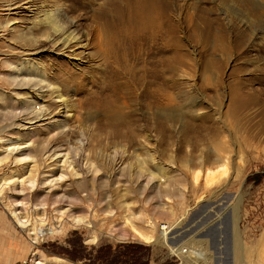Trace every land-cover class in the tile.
Instances as JSON below:
<instances>
[{"label":"rangeland","instance_id":"obj_1","mask_svg":"<svg viewBox=\"0 0 264 264\" xmlns=\"http://www.w3.org/2000/svg\"><path fill=\"white\" fill-rule=\"evenodd\" d=\"M133 1L0 0V64L34 58L53 85L72 101V114L65 118L60 100L46 89L40 90L44 96L40 101L53 116L49 120L45 117L42 123L23 122L27 129L18 130L13 124L20 120L15 121L10 112L19 114L24 98L36 99L37 94L28 95V88L13 89L0 82V158L10 155L6 140L31 139L41 147L45 144V150L52 147L64 151L68 147L78 167L85 166L88 158L98 171L94 182L93 174L85 175L87 191L84 186H75L81 180L72 177L54 193L58 197L76 189L73 203L83 198L86 206L79 205L67 215L90 214L95 226L72 227L64 223V217V233L47 235L36 247L8 209L13 199L10 186H4L0 194V210L24 236L21 238L27 252L39 248L40 257L46 259L60 258L71 264H204L183 261L166 247L145 243L131 232L124 217L136 214L141 219H155L160 228L168 222L172 225L171 246L183 250L194 246L191 237L196 240L216 226L221 233L223 221L230 233L232 206L239 201L238 226L246 254L238 264H264V106L262 102L247 103L237 109L234 101L246 97V86L251 84L247 80L257 74L258 68L264 69L258 52L264 45V0H168L166 19H157L151 28L138 34L152 35L158 52L140 62L124 54L125 40L137 39L136 30L129 34V4ZM16 2H21V9L3 10L4 5ZM38 8L59 9L72 23L70 30L80 43L62 49L44 38L35 45L24 41L23 34L35 32L26 29L31 27ZM24 49L38 50L25 54ZM146 49H141L142 53ZM149 61L164 70V80L154 86L136 76L150 68ZM9 70L0 65V77ZM113 74L117 78L112 86L115 91L108 94L101 87ZM252 89H264V85L252 84ZM62 119H66V129L61 133L57 127ZM221 149H226L232 160L227 183L200 188L192 170L203 160L214 162L217 155H223ZM45 150L38 152L39 162H32L26 169L13 163L12 156L0 164V189L7 177L28 178L35 167L36 187L29 199L25 196L33 205L29 214L48 226H58L61 221L55 206L45 208L40 204L53 193L44 181L49 177L45 167L54 164L56 157L48 160L52 153L45 154ZM103 165L111 170L103 169ZM26 186L29 188V183ZM167 189L174 204L164 196ZM172 204L174 217L161 213L160 209ZM65 205L63 210L69 208ZM17 211L26 219L25 208ZM167 212L170 214L169 209ZM221 212L225 219L218 221ZM202 219L208 220L206 225H201ZM137 226L143 229L145 224L137 220ZM94 235L99 237L96 242L91 241ZM213 244L210 239L204 244L212 264H229L222 239L218 250Z\"/></svg>","mask_w":264,"mask_h":264},{"label":"bare ground","instance_id":"obj_2","mask_svg":"<svg viewBox=\"0 0 264 264\" xmlns=\"http://www.w3.org/2000/svg\"><path fill=\"white\" fill-rule=\"evenodd\" d=\"M20 3L21 2H18V3L16 2L14 4L8 3L4 5L2 8L5 11L18 10L22 8V6H20ZM28 4H31V3H28ZM168 5H169L168 0H134L133 2L129 4V8H130L129 11L131 13V20H130L131 28H130L129 34H131L132 36L133 30H136L137 39L128 36L129 38L125 40L126 42L124 41L126 43L124 54L130 55V58L132 56L134 60L139 61L142 59L148 60L150 58H153V56L156 53H158L154 48V45L156 44L157 41H151L152 35L148 36L147 33H144L140 36L138 34L151 28L152 25L156 23L157 19L160 21L165 20L167 16L166 13H167ZM32 7L34 6H31L30 8H27V9L30 10L32 9ZM36 12H37L35 13L36 17H34L30 25L31 27L26 29L28 31L35 29V32H29V34H23L21 38H23L24 41H28L31 43V45H35L41 40V38H44L45 40L49 41L50 43L54 45H58V44L61 45L60 47L62 49L72 48V46L75 47L80 43L78 36H76V34L70 30L73 26L72 23L69 22L68 17L63 16L61 14L59 9L50 8L47 10H39L38 8ZM261 19L260 17H258L257 22L261 23ZM250 24H251V27L253 28L254 24L252 23V21L250 22ZM140 43H141L140 48L142 50L143 48L147 46L145 54L142 53L141 49L139 48ZM137 47L138 49H136ZM36 50L38 49H34V50L24 49L23 52L25 54L27 53L30 54L32 51H36ZM258 52H259L260 59L264 60V45L261 47H258ZM149 62H150L149 64L150 68L147 69L146 71H143L142 76H141L142 73L140 74L139 72H137L139 73V76L137 74L136 76L139 77L140 79H143L144 81H148L149 86L150 84L154 86L158 84L159 81L164 80V70L162 71L159 68L158 64L151 63L152 61H149ZM3 64H0L2 68L3 66H5L6 68H9L10 70L4 73V76L0 77V82H2L5 85L11 86L13 89L28 88L26 89L27 91H29L28 95H30V93H32L33 95L34 93L37 94L36 99L34 98L29 99L28 97L24 98V101L21 104L22 111L19 114H16V113L14 114V112H10L11 114H13L15 121L20 120L19 123L13 124V126H15L18 130L27 129L25 128L27 125L22 124L23 122L29 121L33 124L35 121H40L42 123V121L43 122L45 121L43 120L45 117H48L47 119L49 120V118L53 116V114L49 112V108H47L46 105L44 104L45 102L40 101V99L44 100L43 98L44 96L41 93L42 91L40 92V90H43V89H46V91L49 92L51 97L54 96V98L60 100L61 102L60 106L64 110L63 114L65 118L72 114V108L70 106V103L72 102L71 99L66 97L63 91H60L59 87H55L53 85V83L49 80L47 72L43 70L42 66H40L34 58L27 59V60L18 59V61L16 62H9L8 64L6 63L4 65ZM151 64L153 65V67L151 66ZM248 71L250 72V70ZM252 76L254 77H251L250 79L247 80V82H250L251 84L249 85L248 83V87L246 86V90H247L246 97L245 96L236 97V100L238 102L234 99V101L237 103L236 104L237 109L241 105L242 107L245 106L247 103H252V104L255 103V105L256 104L258 105V103L262 102V106H264V99L262 97L264 95V89H260V90L257 89L255 91L253 89L251 90L252 84L264 85V69L258 68L257 74L256 73L254 75L252 74ZM106 79L107 78H105V80ZM115 79L117 80V78H115V75L109 76V79H107L106 82L104 81L105 82L103 83L104 86L101 87L102 91L107 92L108 94L109 92L115 91V90H112V86L114 87ZM235 93H237V91ZM237 95L238 94H236V96ZM37 106H39V108H37ZM22 114L24 115L25 118L22 116ZM21 117H22V120L20 119ZM48 126H50V123H48ZM57 128L62 133L66 129V119H62V121L59 122V125ZM6 142L9 145L6 151H10V155L0 158V164L6 162L12 156L11 157L12 162L15 164H19L21 166L23 165V169H26L27 167H29L30 164L34 161L39 162L38 152L42 153L45 150V149H42L43 147H45V144L41 147V144H36V141L31 140V139L20 138V140L18 141H13L12 139H8L6 140ZM11 144H15V145L11 147L12 146ZM82 144H83V141H81V145ZM82 146L84 147V145ZM39 147L41 148L40 150H39ZM57 149L56 148L52 149V147H49L44 152L45 154L52 153L51 155L49 154L50 156L48 160H50V158H55V157H56V160L54 164L48 165L45 167V168H48L47 173L49 177H47V179H45L44 181H45V184L48 185L49 189H51L52 190L51 192L53 193H49L51 195H47V197H44L40 204L43 205L45 208L46 207L49 208L51 205L55 206L56 209L54 210L56 211V214L58 215L57 217L58 221L59 220L61 221L60 225L48 226L46 221H44L43 219L33 218L29 214V210L31 209V206L33 205H32V202L26 200L25 196L27 197L31 196V193L36 187L34 178L36 175V171L38 170H35V167L34 169H31V173L28 178H24V175H20L18 178H14L15 176H13V178L7 177L4 180L5 182L4 185L2 184L1 189H0V194H1L4 191L5 187L10 186L9 189L11 191V195H12L11 197H13V199L11 200L10 205L8 206V209L11 212L12 216H14L16 220L15 223L18 226V228L24 230L25 232H28L27 234L32 242V245H35L36 247H38V245L44 241L47 235L52 234V235L58 236L64 233L66 229L65 224L71 223L70 226L72 227L84 225L89 228V227L95 226L94 221L89 216L90 214L87 216H78V217L74 215H67V212H70L71 209H77L79 205L86 206L87 200L83 198H80L78 203H73V197H75L77 193L76 189L75 190L73 189L71 192L68 193V195H61L58 197H56L57 195H55L54 193L56 191H59L63 187L64 182L69 180L72 177L75 180H79V179L81 180L80 183L78 182L74 183L75 186H79V185L84 186L87 191L88 190L86 188L87 181L84 179L85 175L87 176L90 173L93 174V182H94L98 171H94L93 163H91L88 158L86 159L85 166L81 167L80 165L78 167V165L76 164L77 162L73 158V150L69 149L68 147L65 148L64 151L57 150ZM221 150L223 151V155L222 154L217 155V158L214 160V162L208 163V161H206L207 159L203 160L200 162V164L198 163L199 164L198 167L192 170V178L194 182L198 186H200V188L202 187L203 189H207L214 185L222 186L223 183L224 184L227 183L226 179H229V176H230L229 173L231 171L230 165H231L232 160L230 157V153L226 149L225 150L221 149ZM86 157H89V156L86 155ZM52 166H54L53 169H51ZM60 168L62 170L59 172V174L55 175V173L58 170H60ZM102 168L107 169L109 168V166L105 167V165H103ZM109 169L111 170V168ZM151 176L152 174L149 177ZM107 177L111 178L112 174ZM147 181L148 182L143 187L145 191L147 189V186L150 183L149 179ZM27 183H29V186H30L29 188L26 186ZM19 185H21L20 189H19ZM167 191L168 189L165 191L166 193H164V196L166 198L168 197V199L171 200L174 204L175 200H172V198L170 197L171 196L170 193L172 192L169 193ZM21 197L22 198L24 197V198L21 199ZM38 198L39 197H37V200ZM65 203H67L69 208L66 210H63V206ZM173 204L172 206H169V207L165 206L166 207L165 209H160L161 213L174 217L176 215V212H175V209H174L175 207ZM19 207H23L27 210V214H26L27 216L25 215L26 219L21 217V213L17 211ZM34 207H37V205H35ZM168 209L170 211V214H168L167 212ZM59 217L61 219H59ZM64 217L67 218L66 221L63 220ZM221 218L223 219L222 212L217 214V220L219 221L221 220ZM240 218L241 217H240L239 201H237L232 206V219H231L232 221L230 224L231 234L229 233V227H228L229 225H227L226 221H223L225 223V226L222 227V232L220 233V238L222 239V244L224 245L226 244L225 239L227 235L230 234L233 264H238V261H240V259L246 254V249H245L242 236L239 230V226H238L240 222ZM62 220L65 223L64 225L62 223L63 222ZM137 220H142V223L145 224V227L143 226V229L137 226ZM207 221L208 220L203 221L202 219L201 225L207 223ZM211 222L215 223L217 221L215 222L211 221ZM124 223L131 228L132 230L131 232H133L136 237H138L145 243H149V244L155 243L157 245L168 248L169 251L172 254H174L178 259H181L183 261L184 260H194L193 262L195 263L203 262L204 264H212V259L210 258L208 254V250L204 249V244L208 243L209 239L213 241L214 243L213 236H212L213 230H210L206 232L205 234L198 236L196 240H195V236L191 237L194 240V241L192 240L193 242L191 241V243L194 246H190L187 249L184 248L183 250L182 249L179 250V249L173 248L170 244L171 243L170 235H171L172 225L170 226L168 222H166V224L164 223L163 226L161 224L162 228H160V225L157 222H155V219L153 220V219L147 218L145 220V219L138 218V216H136L135 214L131 216L130 215L125 216ZM108 235L115 237L114 233H110ZM98 239L99 237L94 235L91 241L96 242ZM30 254L37 256V258L35 259V264H71L67 262L66 260L60 259V258L46 259V258L40 257L39 248L33 252H30Z\"/></svg>","mask_w":264,"mask_h":264},{"label":"crops","instance_id":"obj_3","mask_svg":"<svg viewBox=\"0 0 264 264\" xmlns=\"http://www.w3.org/2000/svg\"><path fill=\"white\" fill-rule=\"evenodd\" d=\"M22 236L16 226L9 221L6 213L0 210V264H20L23 258H28L30 250L27 252Z\"/></svg>","mask_w":264,"mask_h":264},{"label":"water","instance_id":"obj_4","mask_svg":"<svg viewBox=\"0 0 264 264\" xmlns=\"http://www.w3.org/2000/svg\"><path fill=\"white\" fill-rule=\"evenodd\" d=\"M219 226H216L213 228V240H214V248L216 250L219 249L220 243H221V238H220V229L218 228ZM224 240V239H223ZM226 244H225V250H224V256H227L229 259V264H231V258H232V250H231V238L230 234L227 235L226 239ZM219 254V253H217ZM226 260V259H225Z\"/></svg>","mask_w":264,"mask_h":264},{"label":"built area","instance_id":"obj_5","mask_svg":"<svg viewBox=\"0 0 264 264\" xmlns=\"http://www.w3.org/2000/svg\"><path fill=\"white\" fill-rule=\"evenodd\" d=\"M36 258L37 256L30 254V256L26 260L22 261L20 264H35Z\"/></svg>","mask_w":264,"mask_h":264}]
</instances>
